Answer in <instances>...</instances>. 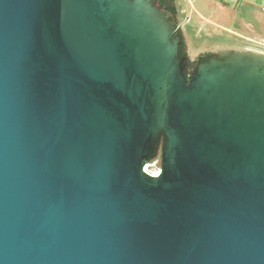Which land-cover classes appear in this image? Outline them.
<instances>
[{
    "label": "water",
    "instance_id": "1",
    "mask_svg": "<svg viewBox=\"0 0 264 264\" xmlns=\"http://www.w3.org/2000/svg\"><path fill=\"white\" fill-rule=\"evenodd\" d=\"M177 32L152 0H0V264H264V62L187 77Z\"/></svg>",
    "mask_w": 264,
    "mask_h": 264
},
{
    "label": "crops",
    "instance_id": "2",
    "mask_svg": "<svg viewBox=\"0 0 264 264\" xmlns=\"http://www.w3.org/2000/svg\"><path fill=\"white\" fill-rule=\"evenodd\" d=\"M181 1L182 23L264 49V0Z\"/></svg>",
    "mask_w": 264,
    "mask_h": 264
},
{
    "label": "rangeland",
    "instance_id": "3",
    "mask_svg": "<svg viewBox=\"0 0 264 264\" xmlns=\"http://www.w3.org/2000/svg\"><path fill=\"white\" fill-rule=\"evenodd\" d=\"M181 0H152L153 6L167 17L168 22L177 30L180 58L183 60L184 73L192 77L196 67L202 63L218 57L222 50L230 53L254 51L264 53V49L253 47L250 44L228 40L224 36L200 31L197 27L182 23V18L177 17V12L182 6ZM182 2V1H181ZM164 146L163 138L158 148L156 157L146 164L145 169L151 173H157L161 169V155Z\"/></svg>",
    "mask_w": 264,
    "mask_h": 264
},
{
    "label": "bare ground",
    "instance_id": "4",
    "mask_svg": "<svg viewBox=\"0 0 264 264\" xmlns=\"http://www.w3.org/2000/svg\"><path fill=\"white\" fill-rule=\"evenodd\" d=\"M220 55L228 57L231 53L227 50H222L219 52ZM239 55L247 56L249 59L257 62H264V53L254 52V51H247V52H238Z\"/></svg>",
    "mask_w": 264,
    "mask_h": 264
},
{
    "label": "built area",
    "instance_id": "5",
    "mask_svg": "<svg viewBox=\"0 0 264 264\" xmlns=\"http://www.w3.org/2000/svg\"><path fill=\"white\" fill-rule=\"evenodd\" d=\"M144 170L146 171V169H144ZM160 172H161V169H160V171L157 172V173H151V172H149V171H146V173H148L149 175L154 176V177L159 176V175H160Z\"/></svg>",
    "mask_w": 264,
    "mask_h": 264
}]
</instances>
